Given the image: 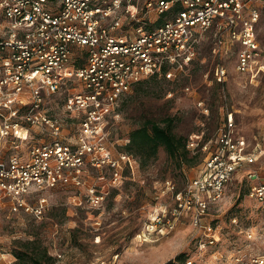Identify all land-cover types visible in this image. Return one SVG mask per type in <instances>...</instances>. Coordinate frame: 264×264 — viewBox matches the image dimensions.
I'll list each match as a JSON object with an SVG mask.
<instances>
[{
	"label": "built area",
	"instance_id": "built-area-1",
	"mask_svg": "<svg viewBox=\"0 0 264 264\" xmlns=\"http://www.w3.org/2000/svg\"><path fill=\"white\" fill-rule=\"evenodd\" d=\"M263 9L264 0H0V209L40 220L48 208L41 194L60 186L83 188L91 207L100 208L109 187L136 164L109 140L127 94L154 76L176 79L209 32L220 58L237 46L238 72L264 70L256 35ZM226 77L218 66L222 89ZM220 111L223 122L197 174L182 190L166 182L175 205L163 207L144 235L171 232L186 218L196 245L221 243L210 210L255 158L242 152L225 96ZM89 170L98 172L97 181L86 179ZM249 196L264 218V182ZM238 261L264 264V254ZM16 263L0 247V264Z\"/></svg>",
	"mask_w": 264,
	"mask_h": 264
},
{
	"label": "rangeland",
	"instance_id": "rangeland-1",
	"mask_svg": "<svg viewBox=\"0 0 264 264\" xmlns=\"http://www.w3.org/2000/svg\"><path fill=\"white\" fill-rule=\"evenodd\" d=\"M256 35L264 52V9ZM237 52V46L227 47L220 58L209 32L184 72L174 80L158 77L133 88L121 104L119 119L108 127L109 140L124 150L129 133L145 119L174 118L173 132L186 139L189 156H194L191 165H178L160 147L148 165L133 155L136 164L120 184L109 187L98 209L91 207L83 188L72 186L41 194L48 208L40 220L0 209V247L15 255L23 252L22 244L34 241L37 248L50 250V258L41 264H165L180 253L187 256L185 264H241L238 260L264 254V218L259 203L249 196L253 184L264 182V70L238 72ZM260 61L264 65V53ZM221 65L227 70L224 89L215 79V69ZM223 96L233 112L242 152L255 160L242 165L224 201L210 210L214 223L221 225V243L216 248L196 245L186 218L171 232L144 235L146 224L163 207L170 210L175 205L166 182L182 190L203 164L223 122ZM98 177L97 171L89 170L86 179L97 181ZM234 217L237 223L232 222ZM16 264L37 263L17 258Z\"/></svg>",
	"mask_w": 264,
	"mask_h": 264
},
{
	"label": "trees",
	"instance_id": "trees-1",
	"mask_svg": "<svg viewBox=\"0 0 264 264\" xmlns=\"http://www.w3.org/2000/svg\"><path fill=\"white\" fill-rule=\"evenodd\" d=\"M156 78L158 77L154 76L148 80L142 81L136 84L134 88H142ZM174 124L175 119L171 117L164 118L161 121L145 119L137 128L129 133L127 138L129 143L125 144L124 151L133 154L135 157L139 156L144 166L155 160L159 148L163 147L169 158L178 165H191L194 162V156H189L190 152L187 149L186 139L173 132ZM22 245L24 248L23 252L15 254V256L21 260L24 258H31L35 263L41 264L43 260L50 258V250L46 248H37L34 241H28ZM186 259V254L180 253L165 264H185Z\"/></svg>",
	"mask_w": 264,
	"mask_h": 264
}]
</instances>
